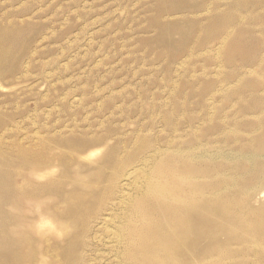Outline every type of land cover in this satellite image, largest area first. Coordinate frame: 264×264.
I'll return each mask as SVG.
<instances>
[{
  "label": "rangeland",
  "instance_id": "obj_1",
  "mask_svg": "<svg viewBox=\"0 0 264 264\" xmlns=\"http://www.w3.org/2000/svg\"><path fill=\"white\" fill-rule=\"evenodd\" d=\"M263 1L0 0V264H264Z\"/></svg>",
  "mask_w": 264,
  "mask_h": 264
},
{
  "label": "bare ground",
  "instance_id": "obj_2",
  "mask_svg": "<svg viewBox=\"0 0 264 264\" xmlns=\"http://www.w3.org/2000/svg\"><path fill=\"white\" fill-rule=\"evenodd\" d=\"M261 3H263V6H264V1L261 2ZM253 10H255V9H253ZM131 176H132V174H131ZM149 208H153L152 209L153 211L151 209H149ZM149 208L148 207L146 208V218L149 219V221L152 224H154V223L157 222V220H156V218H157L156 212L157 211H156L155 207H153L152 205ZM159 216H161V214H159ZM165 216L168 218V220L170 221V224H171V214H167L166 213ZM152 227H154L152 229V230H154V229H157V227H159V225L156 226V227L155 226H152ZM159 230H160V228H159ZM151 238H152V240H156V242L152 243V245H151L152 248L154 246H156V248L159 249V250H164V249H168V248H169V250L171 249V233H170V235L168 237H165V238L162 235H159L158 233L157 234L152 233L151 234ZM147 242H149V240H147Z\"/></svg>",
  "mask_w": 264,
  "mask_h": 264
},
{
  "label": "clouds",
  "instance_id": "obj_3",
  "mask_svg": "<svg viewBox=\"0 0 264 264\" xmlns=\"http://www.w3.org/2000/svg\"><path fill=\"white\" fill-rule=\"evenodd\" d=\"M54 235H56L57 238H60V236L63 235V231H61V232H57V233H54ZM48 260H49L48 257H46V256H42V257H41V260H40V264H48Z\"/></svg>",
  "mask_w": 264,
  "mask_h": 264
}]
</instances>
